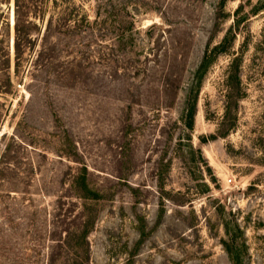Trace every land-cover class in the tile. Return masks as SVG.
Instances as JSON below:
<instances>
[{
	"label": "rangeland",
	"instance_id": "obj_1",
	"mask_svg": "<svg viewBox=\"0 0 264 264\" xmlns=\"http://www.w3.org/2000/svg\"><path fill=\"white\" fill-rule=\"evenodd\" d=\"M40 1L18 61L0 0V264H264V0H77L90 28Z\"/></svg>",
	"mask_w": 264,
	"mask_h": 264
},
{
	"label": "trees",
	"instance_id": "obj_2",
	"mask_svg": "<svg viewBox=\"0 0 264 264\" xmlns=\"http://www.w3.org/2000/svg\"><path fill=\"white\" fill-rule=\"evenodd\" d=\"M37 1V0H33ZM48 0H41L40 4L45 5ZM96 1H103L106 2L110 14L114 17L115 19L119 18L118 16L121 12H124L127 17L130 18L131 14L129 11V2H124L127 3V5H115L113 0H96ZM52 3L54 8L60 9L61 10V15H60V21L65 20L69 22V25L72 24L75 27H86V24L88 23L87 27L90 28L91 25V20L90 16H88L87 11L85 6H82L78 4L77 0H49V3ZM26 7V4L24 3V0H16V41H15V54H16V59L19 61L21 60V54H22V38L21 36V24L23 23V20L21 18V12L24 10ZM121 7V8H118ZM114 18L109 19L111 22L113 21L114 23ZM133 18V17H132ZM127 19V18H126ZM134 18L133 21L129 19L128 24H125L124 20H121L119 23V31L121 32V35L119 34L116 38V40L119 39V42L121 44H127L129 43V39L132 37H128L129 35L127 34L126 31H130L133 33V23H134ZM128 37V38H127ZM132 41V40H131ZM223 51V44H220L216 46L212 51L208 50L206 51L203 60L198 67L194 79L195 83L192 86V90L190 91V94L188 95V100H187V114H186V127L189 130H192L194 127V119L196 115V108H197V102H198V92L200 91L199 88L202 86L203 79L212 64V62L215 60V57L219 55ZM199 90V91H198ZM195 92V95H193ZM193 95V96H192ZM6 160L4 157L2 158ZM5 162H2L1 168H3V165ZM30 171H33V168H30ZM1 174V170H0ZM88 170L87 168H83L82 172L75 177L74 180V185L73 189H76V195L81 199L84 200L85 203L87 202H97L101 199V194L94 189L90 188L91 186L88 183ZM92 218L88 220V223L86 224L85 229L83 230V236L82 238L85 240L86 239V233L89 231V226L92 224ZM80 230L78 229L77 232ZM76 232V233H77Z\"/></svg>",
	"mask_w": 264,
	"mask_h": 264
}]
</instances>
